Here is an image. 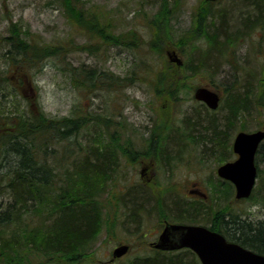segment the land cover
Instances as JSON below:
<instances>
[{
    "label": "rangeland",
    "instance_id": "1",
    "mask_svg": "<svg viewBox=\"0 0 264 264\" xmlns=\"http://www.w3.org/2000/svg\"><path fill=\"white\" fill-rule=\"evenodd\" d=\"M234 1L216 0L209 12L228 16ZM257 1L252 23L228 39V55L218 51L211 63L205 61L208 71H188L171 89L165 80L171 75L164 77L173 66L167 48L189 65L204 56L206 29L197 23L204 0H0V134L21 131L18 121H29L28 112L43 125L57 126L54 139L31 145L58 174L76 169L91 152L115 154L116 168L101 196V229L84 264H131L155 255L150 243L165 221H181L169 204L194 201L193 184L217 209L228 206L251 222L264 219V141L255 156L252 195L237 200L232 188L231 197H214V186L226 182L217 176V166L235 157V133L264 127V0ZM202 85L220 93L217 109L193 97ZM238 89L246 92L249 110L235 117L223 145L204 150L189 119L202 112L221 116ZM171 137H178V145L162 157L159 146ZM8 147L6 141L0 148V176L8 169ZM150 163L151 170L141 175L142 165ZM134 188L148 198L135 211L126 199ZM2 191L1 184L0 210ZM122 243L128 252L110 260ZM48 261L38 255L30 264Z\"/></svg>",
    "mask_w": 264,
    "mask_h": 264
},
{
    "label": "trees",
    "instance_id": "2",
    "mask_svg": "<svg viewBox=\"0 0 264 264\" xmlns=\"http://www.w3.org/2000/svg\"><path fill=\"white\" fill-rule=\"evenodd\" d=\"M214 2L204 0L198 10L197 23L204 27V31L206 29L202 35L206 42L204 56L190 65L185 61L182 65L172 63L164 76L171 75L165 79L171 89L177 87L179 78L183 82L186 80L184 74L188 71H208L205 61L212 55L216 56L218 51H226L223 55H228L227 49L232 44L228 39L246 30L254 14H258L257 0H235L228 16L218 12L216 18L209 12ZM185 67L186 72L183 71ZM76 75L79 76V72ZM92 77L91 72L84 75L86 82H90ZM246 105V92L238 89L230 94L221 116L210 117L202 112L189 119L195 137L204 144V150L224 144L227 130L235 124V117H242L244 109L249 110ZM27 115L30 116L29 121H18L21 131L0 134V148L7 141V154L11 156L8 169L0 176L5 205L0 210V264H30V259L38 255L49 260L46 264H84L88 247L101 229V196L105 193L107 175L116 168L115 154L110 151L91 152L90 159L85 158L76 169H66L58 174L31 145L32 141L45 143L54 139L57 126L43 125L30 112ZM178 140V137L163 140L159 146L162 157L176 149ZM220 186H214L215 200L221 196L231 197L233 185L226 181L220 182ZM126 199L134 211L148 202L143 189L137 188L128 190ZM207 200L183 203L174 199L169 206L181 221L199 222L208 218L210 228L228 240L264 254V220L248 221L240 214L230 212L228 206V210L223 212L227 208L217 209L207 204ZM194 263L200 264L196 255L189 249H181L175 255L157 251L153 256L135 258L131 264Z\"/></svg>",
    "mask_w": 264,
    "mask_h": 264
},
{
    "label": "water",
    "instance_id": "3",
    "mask_svg": "<svg viewBox=\"0 0 264 264\" xmlns=\"http://www.w3.org/2000/svg\"><path fill=\"white\" fill-rule=\"evenodd\" d=\"M165 53L170 62L182 64L175 49H167ZM193 96L210 109H216L219 105L218 92L207 86L196 87ZM263 140L264 128L238 131L232 142V150L237 157L216 169L219 177L234 185L236 199L247 198L252 192L257 175L255 154ZM153 246L162 250L188 248L197 255L201 264H264V254L228 241L218 231L198 224L166 223ZM127 250L128 245H118L113 249L111 259L122 256Z\"/></svg>",
    "mask_w": 264,
    "mask_h": 264
},
{
    "label": "flooded vegetation",
    "instance_id": "4",
    "mask_svg": "<svg viewBox=\"0 0 264 264\" xmlns=\"http://www.w3.org/2000/svg\"><path fill=\"white\" fill-rule=\"evenodd\" d=\"M220 95V94H219ZM220 98H221V95H220ZM152 165H153V163H150V164H146V165H142V169H141V175H146L147 174V172L149 171V170H151V168H152ZM189 191H190V194L192 195V197L193 198H195V200H199L200 201V199H208V194L205 192V191H203L201 188H199L196 184H193L192 185V188H190L189 189ZM261 220H264V219H259L258 221H261ZM168 222H172V221H165V223L164 224H166V223H168ZM173 223H182V224H202V225H204V226H207V227H209L210 228V222H201V221H199V222H197V223H194V222H189V221H173ZM212 224V223H211ZM153 243L151 242L150 243V246L154 249V250H156V251H162V250H159V249H157V248H154L153 247V245H152Z\"/></svg>",
    "mask_w": 264,
    "mask_h": 264
},
{
    "label": "bare ground",
    "instance_id": "5",
    "mask_svg": "<svg viewBox=\"0 0 264 264\" xmlns=\"http://www.w3.org/2000/svg\"><path fill=\"white\" fill-rule=\"evenodd\" d=\"M111 172H113V170L111 169ZM110 174L111 173H109L108 175H107V178L110 176ZM183 222V221H182ZM194 223H197V222H194ZM230 241V240H229ZM232 242H235V241H232ZM115 259V258H114ZM110 260H113V259H110Z\"/></svg>",
    "mask_w": 264,
    "mask_h": 264
}]
</instances>
